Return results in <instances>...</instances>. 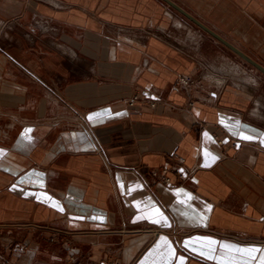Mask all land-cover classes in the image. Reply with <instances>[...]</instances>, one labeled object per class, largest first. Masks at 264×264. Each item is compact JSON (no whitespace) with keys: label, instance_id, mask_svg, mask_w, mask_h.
I'll list each match as a JSON object with an SVG mask.
<instances>
[{"label":"crops","instance_id":"obj_1","mask_svg":"<svg viewBox=\"0 0 264 264\" xmlns=\"http://www.w3.org/2000/svg\"><path fill=\"white\" fill-rule=\"evenodd\" d=\"M170 1L264 66V0H0V259L264 250V72Z\"/></svg>","mask_w":264,"mask_h":264},{"label":"snow or ice","instance_id":"obj_2","mask_svg":"<svg viewBox=\"0 0 264 264\" xmlns=\"http://www.w3.org/2000/svg\"><path fill=\"white\" fill-rule=\"evenodd\" d=\"M89 121H93V116H89L88 117ZM242 139L245 140H250L252 139L251 136H246V135H242ZM262 143H264V141H261ZM2 154V153H0ZM209 210H210V206H209ZM153 223H157V224H161V226H167V221L166 219L162 222L161 220H156L154 219L152 221ZM216 241H212V240H208L207 244L208 247L205 249L203 246L196 249L201 255L206 256V258L209 259H217V257L215 256V247L214 245L216 244ZM192 245L190 244V242H185V247H191ZM222 251H221V256L224 255L223 250L225 249H234L235 252L240 253V257H239V262L238 264H250V262L254 259H256V253H260V264H264V250L260 249V248H256V247H249V248H240L237 247L235 245H226V244H221L220 245ZM174 255V252L172 253ZM232 259H234L233 257H228L227 260L231 261ZM180 264H183L184 261V257H180ZM218 264H224V261H218Z\"/></svg>","mask_w":264,"mask_h":264},{"label":"built area","instance_id":"obj_3","mask_svg":"<svg viewBox=\"0 0 264 264\" xmlns=\"http://www.w3.org/2000/svg\"><path fill=\"white\" fill-rule=\"evenodd\" d=\"M194 85H196V80L190 76V75H182L178 78L177 82H176V86L178 88H189V87H193ZM144 101V97L142 96L141 93L136 92L134 93L131 98L128 100L127 104L129 107L134 108L138 103ZM149 104H151L152 106L155 105V102H149ZM180 161L183 162L184 158L180 157ZM155 175L157 176V172L155 173ZM163 180L167 183L171 182V178L169 176H167L166 171L163 172ZM0 264H13L12 261L5 259V258H1L0 259ZM110 264H114V262H110Z\"/></svg>","mask_w":264,"mask_h":264},{"label":"water","instance_id":"obj_4","mask_svg":"<svg viewBox=\"0 0 264 264\" xmlns=\"http://www.w3.org/2000/svg\"><path fill=\"white\" fill-rule=\"evenodd\" d=\"M170 3H172L175 7H177L187 17H189L190 19H192L193 21H195L197 24H199L203 29H205L206 31H208L209 33H211L214 37H216L218 40H220L221 42H223L226 46H228L230 49H232L239 56H241L242 58H244L245 60H247L248 62H250L251 64H253L254 66H256L262 72H264V66L263 65L259 64L257 61H255L249 55H247L245 52H243L241 49H239L234 44L230 43L225 38H223L222 36H220L218 33H216L215 31H213L209 27H207L205 24H203L202 22H200L197 18H195L194 16H192L191 14H189L184 9H182L179 6H177L175 3L171 2V1H170Z\"/></svg>","mask_w":264,"mask_h":264},{"label":"rangeland","instance_id":"obj_5","mask_svg":"<svg viewBox=\"0 0 264 264\" xmlns=\"http://www.w3.org/2000/svg\"><path fill=\"white\" fill-rule=\"evenodd\" d=\"M227 52H229V51H227ZM233 54H234V55H233L234 57L237 56V54L235 55V52H234ZM239 58H240L239 56L236 57L237 60H239ZM229 62H230L229 60H226L225 63H224V66H228Z\"/></svg>","mask_w":264,"mask_h":264},{"label":"bare ground","instance_id":"obj_6","mask_svg":"<svg viewBox=\"0 0 264 264\" xmlns=\"http://www.w3.org/2000/svg\"><path fill=\"white\" fill-rule=\"evenodd\" d=\"M231 68V72H232V74H235V72L237 73V71L234 69V67H230ZM230 74V73H229ZM239 74V73H238ZM236 75V74H235ZM214 78H218V76L217 77H214ZM222 79V78H221Z\"/></svg>","mask_w":264,"mask_h":264}]
</instances>
